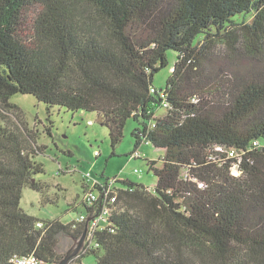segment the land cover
<instances>
[{"label": "trees", "instance_id": "1", "mask_svg": "<svg viewBox=\"0 0 264 264\" xmlns=\"http://www.w3.org/2000/svg\"><path fill=\"white\" fill-rule=\"evenodd\" d=\"M17 94L49 115L95 112L112 155L133 119L131 156L143 143L164 155L147 161L156 184L85 185L70 205L85 213L40 219L21 207L23 190L57 198L37 179L34 137L0 123V264H58L61 239L86 229L68 264H264V0H0V109L16 108Z\"/></svg>", "mask_w": 264, "mask_h": 264}, {"label": "rangeland", "instance_id": "2", "mask_svg": "<svg viewBox=\"0 0 264 264\" xmlns=\"http://www.w3.org/2000/svg\"><path fill=\"white\" fill-rule=\"evenodd\" d=\"M168 56L169 66L158 72L154 79L158 89L165 86L173 69L175 54L170 51ZM216 68L232 72L225 62ZM12 102L17 105L12 111L0 109V123L7 121L9 126L15 125V128L21 127L31 133L34 137L33 148L39 150L36 161L45 168V173L37 176V179L48 185L47 194L51 199L57 198L56 203L44 204L42 193L26 187L21 207L29 214L40 219L60 218L69 222L85 213L81 204L76 210L70 208L71 204L79 203L84 196L85 185L92 187L95 182L111 183L112 178L117 176L146 186L157 183L154 172L148 170L147 161L157 160L162 164L164 153L143 143L136 149L138 156H131L135 152L132 131L138 125L133 119L127 122L123 140L116 147L115 155H112L109 129L98 122L95 112H73L57 107L49 115L45 104L31 95L17 94ZM164 112L159 109L157 114L162 115ZM136 169L140 172H136ZM72 243L70 238L63 237L60 251L65 254ZM84 263L97 264V258L95 255L88 256Z\"/></svg>", "mask_w": 264, "mask_h": 264}, {"label": "built area", "instance_id": "3", "mask_svg": "<svg viewBox=\"0 0 264 264\" xmlns=\"http://www.w3.org/2000/svg\"><path fill=\"white\" fill-rule=\"evenodd\" d=\"M90 195H91V199L96 198V195L94 193H91ZM115 200H116L115 197L111 198V202H114ZM109 211H110L109 207L106 206L103 209V211L99 214V217L97 216V218L92 222V225H91L92 230L100 227L102 222L105 223V221L107 220ZM82 218L84 219L85 216L83 215ZM90 238H91V233L89 234V236L86 235L84 245ZM10 264H41V263L35 257L29 256V257H15L12 259Z\"/></svg>", "mask_w": 264, "mask_h": 264}, {"label": "water", "instance_id": "4", "mask_svg": "<svg viewBox=\"0 0 264 264\" xmlns=\"http://www.w3.org/2000/svg\"><path fill=\"white\" fill-rule=\"evenodd\" d=\"M86 235L87 229L80 238L75 240L73 245L68 249V251L65 253V256L61 261L58 262V264H68L74 256L80 253L82 247L84 246Z\"/></svg>", "mask_w": 264, "mask_h": 264}]
</instances>
